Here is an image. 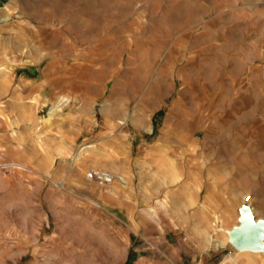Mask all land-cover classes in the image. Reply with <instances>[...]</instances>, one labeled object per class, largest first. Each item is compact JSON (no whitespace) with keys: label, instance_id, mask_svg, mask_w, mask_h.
I'll return each instance as SVG.
<instances>
[{"label":"rangeland","instance_id":"1","mask_svg":"<svg viewBox=\"0 0 264 264\" xmlns=\"http://www.w3.org/2000/svg\"><path fill=\"white\" fill-rule=\"evenodd\" d=\"M245 205L264 0H0V264H264Z\"/></svg>","mask_w":264,"mask_h":264},{"label":"water","instance_id":"2","mask_svg":"<svg viewBox=\"0 0 264 264\" xmlns=\"http://www.w3.org/2000/svg\"><path fill=\"white\" fill-rule=\"evenodd\" d=\"M264 218L255 219L250 206L240 210L239 224L229 231V243L239 251H264Z\"/></svg>","mask_w":264,"mask_h":264},{"label":"built area","instance_id":"3","mask_svg":"<svg viewBox=\"0 0 264 264\" xmlns=\"http://www.w3.org/2000/svg\"><path fill=\"white\" fill-rule=\"evenodd\" d=\"M89 175L100 185H110L115 180V176L112 173L103 169H93Z\"/></svg>","mask_w":264,"mask_h":264},{"label":"bare ground","instance_id":"4","mask_svg":"<svg viewBox=\"0 0 264 264\" xmlns=\"http://www.w3.org/2000/svg\"><path fill=\"white\" fill-rule=\"evenodd\" d=\"M121 123V122H120ZM228 231V230H227Z\"/></svg>","mask_w":264,"mask_h":264}]
</instances>
